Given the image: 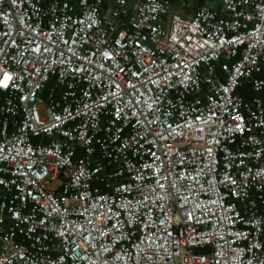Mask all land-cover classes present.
Here are the masks:
<instances>
[{
  "label": "built area",
  "instance_id": "2783aa9c",
  "mask_svg": "<svg viewBox=\"0 0 264 264\" xmlns=\"http://www.w3.org/2000/svg\"><path fill=\"white\" fill-rule=\"evenodd\" d=\"M196 1L0 0V264H264V0Z\"/></svg>",
  "mask_w": 264,
  "mask_h": 264
},
{
  "label": "trees",
  "instance_id": "16d2710c",
  "mask_svg": "<svg viewBox=\"0 0 264 264\" xmlns=\"http://www.w3.org/2000/svg\"><path fill=\"white\" fill-rule=\"evenodd\" d=\"M206 0H197L196 2L198 3V4H201V3H204ZM244 88H246V87H244ZM244 88H240V92H244L243 93V95L246 97V98H250L251 96H252V94H250V93H246V91H242ZM247 88H248V86H247ZM250 91V90H249Z\"/></svg>",
  "mask_w": 264,
  "mask_h": 264
},
{
  "label": "water",
  "instance_id": "95a60500",
  "mask_svg": "<svg viewBox=\"0 0 264 264\" xmlns=\"http://www.w3.org/2000/svg\"><path fill=\"white\" fill-rule=\"evenodd\" d=\"M195 252H210V247L209 246H205L204 248H194Z\"/></svg>",
  "mask_w": 264,
  "mask_h": 264
},
{
  "label": "rangeland",
  "instance_id": "374dc122",
  "mask_svg": "<svg viewBox=\"0 0 264 264\" xmlns=\"http://www.w3.org/2000/svg\"><path fill=\"white\" fill-rule=\"evenodd\" d=\"M177 10H180V9L177 8ZM41 113H42V115H44V110L43 109H41Z\"/></svg>",
  "mask_w": 264,
  "mask_h": 264
},
{
  "label": "crops",
  "instance_id": "0c3cea01",
  "mask_svg": "<svg viewBox=\"0 0 264 264\" xmlns=\"http://www.w3.org/2000/svg\"><path fill=\"white\" fill-rule=\"evenodd\" d=\"M46 2L49 1V0H45ZM195 4V3H194Z\"/></svg>",
  "mask_w": 264,
  "mask_h": 264
}]
</instances>
